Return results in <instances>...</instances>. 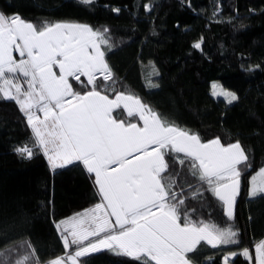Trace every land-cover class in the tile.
Listing matches in <instances>:
<instances>
[{"label": "trees", "instance_id": "1", "mask_svg": "<svg viewBox=\"0 0 264 264\" xmlns=\"http://www.w3.org/2000/svg\"><path fill=\"white\" fill-rule=\"evenodd\" d=\"M0 12L18 14L35 28L58 20L89 24L100 37L110 78L99 74L91 84L69 74L70 87L97 89L109 98L125 92L165 126L202 141L237 143L244 159L236 165L231 214L215 190L217 181L190 153L163 146L159 178L181 225L206 223L220 234L215 245L201 239L187 250L190 264H258L264 192L251 195L249 189L252 176L264 168V0H0ZM214 79L234 90L236 99L215 97ZM25 96L23 90L0 95V264H51L50 258L104 235L83 237L79 228L70 232L59 223L104 203V197L59 124L47 132V126L36 129L27 120ZM112 110L117 120L141 123L123 106ZM20 144L31 145L30 153ZM76 260L159 264L115 246L80 252Z\"/></svg>", "mask_w": 264, "mask_h": 264}, {"label": "rangeland", "instance_id": "2", "mask_svg": "<svg viewBox=\"0 0 264 264\" xmlns=\"http://www.w3.org/2000/svg\"><path fill=\"white\" fill-rule=\"evenodd\" d=\"M99 40L90 25L80 21L58 20L35 28L18 14L0 12V95H16L18 90L27 93L29 102L22 104V110L36 129L45 125L49 132L50 125L58 123L86 169L94 173L104 197V203L88 206L59 222L70 232L79 228L83 237L104 235L49 261L77 264L80 252L115 246L135 256L152 255L150 258L159 264H190L185 252L201 239L215 245L220 234L210 224L179 223L175 205L166 202L159 178L158 169L165 166L161 149L170 144L193 155L203 173L217 181L215 190L230 214L238 187L236 165L244 154L238 146L224 150L217 141H202L178 127L163 125L156 113L125 92L109 98L97 89L84 95L70 87L69 74H81L91 84L99 74L110 78ZM211 93L228 102L237 97L219 79L211 81ZM117 106L129 114L137 113L141 123H131V127L113 124L116 118L112 109ZM47 137L41 132V140ZM123 144L132 148L133 159L122 160ZM150 154L158 167L149 162ZM152 168L158 173L152 175ZM251 179L250 194L264 192V168ZM63 239L67 243V238ZM256 252L257 263L264 264V239Z\"/></svg>", "mask_w": 264, "mask_h": 264}, {"label": "crops", "instance_id": "3", "mask_svg": "<svg viewBox=\"0 0 264 264\" xmlns=\"http://www.w3.org/2000/svg\"><path fill=\"white\" fill-rule=\"evenodd\" d=\"M97 92V91H96ZM82 93H84V91L83 92H80L79 94H82ZM88 93V92H87ZM98 93H100V92H98ZM86 93H84V95H85ZM117 121V122H116ZM116 121H114L115 123H113V124H116V126H119V127H125V125H127L128 127H131V126H134V125H129V124H126L124 121H121V120H117L116 119ZM138 127L139 128H141V126L140 125H138ZM134 128V127H133ZM160 133H158L157 135H159ZM156 135V136H157ZM156 137H154V139H155ZM212 141H217V142H219V140L217 139V138H215V139H211ZM219 145L221 146L220 148H222V149H224V150H226L227 148H232L231 146H234V147H239L240 148V151H241V154H244L243 153V151H242V148L237 144V143H232V144H230V145H222V143H220L219 142ZM123 146H124V144H123ZM221 149V150H222ZM124 151H125V153L124 154H122V155H120L121 156V158H122V160L123 161H126V160H131V159H133V157H131V154H132V148H127L126 146H124ZM141 151V150H140ZM160 154V153H159ZM143 156V155H142ZM148 156H151V161H149V162H153V154H150V155H148ZM157 156H158V154H157ZM157 156H155V157H157ZM109 159H111L112 160V158H109ZM156 160H154V162H155ZM153 162V164H154V166H155V168L156 167H158V164H155ZM163 164H164V161H163ZM151 168V167H150ZM155 168H152L151 169V172L150 173H152V175L154 174V173H158V171H161L163 168H164V166H162L161 168H159L158 169V171L157 172H154L156 169ZM235 173L237 174V171L235 170ZM166 253H167V251H166ZM150 257H152V255L150 256ZM156 261H157V259H156ZM158 262V261H157ZM159 263V262H158Z\"/></svg>", "mask_w": 264, "mask_h": 264}, {"label": "built area", "instance_id": "4", "mask_svg": "<svg viewBox=\"0 0 264 264\" xmlns=\"http://www.w3.org/2000/svg\"><path fill=\"white\" fill-rule=\"evenodd\" d=\"M20 149L22 148V149H24V151H25V153H30V151H31V145H28V144H20Z\"/></svg>", "mask_w": 264, "mask_h": 264}]
</instances>
